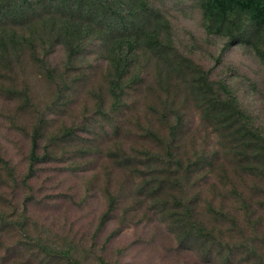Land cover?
<instances>
[{"label":"rangeland","instance_id":"obj_1","mask_svg":"<svg viewBox=\"0 0 264 264\" xmlns=\"http://www.w3.org/2000/svg\"><path fill=\"white\" fill-rule=\"evenodd\" d=\"M158 3L170 20L177 48L208 70L211 81L222 80L231 87L253 122L264 129V68L258 57L239 45L223 52L225 39L207 38L201 12L193 0H159ZM98 48L92 43L81 56L68 62L65 50L57 46L48 58L47 67L55 70L57 76L68 77L67 81L73 84L67 86L50 81L28 52L20 61L13 60L9 70L0 65V158L12 170L9 173L0 162V195L3 196H0V212L11 216L10 220L25 212L26 228L33 238L41 237L60 249L73 247L75 257L82 264H100L99 259L105 264H226L218 255L209 258L199 246H182L167 218L158 214V208L137 187L142 183L138 171L148 173L142 152L150 150L155 157L163 155L162 146L147 130L157 131L154 132L165 142L169 138L162 113H170L165 105L166 101L170 105V100L156 88L154 74L158 69H147L144 81L137 86L142 92L129 90L124 107L113 113L107 90L108 67ZM38 51L42 57L41 49ZM175 76L170 79V98L183 113L187 131L179 140L180 146H187L188 155L205 152L217 168L212 174H205L209 166L203 167L206 170L201 169V164L194 168V177L199 180L195 191L202 192L203 200L213 202L216 207L235 212L244 235L234 232V238L256 236L258 252L264 255V225L255 232L247 221L248 210L237 196L231 195L235 187L241 186L243 192H248L247 186L264 182L261 177L241 170L225 154L219 134L202 119L201 108L191 98V90L174 83ZM99 108L104 115L98 112ZM41 115L47 124L39 154L54 151V157L37 164L36 174L28 182L31 187L27 188L23 179L29 167L30 137ZM68 128L74 131L73 136L62 139L55 147L47 146L50 137L61 135ZM114 153L119 162L110 157ZM125 158L132 160L126 163ZM155 163L161 166L162 161ZM217 173H228L230 179L217 183ZM256 189L252 186L249 193ZM261 189L257 201L264 202V188ZM107 191L120 199L110 219L101 225L108 208ZM30 195L32 199L27 200ZM251 207L264 214V207H259L256 201H251ZM198 208L201 219L210 221L205 204L200 203ZM230 227L229 222L223 224L226 231ZM21 239L16 227L0 221V255L9 259L0 260V264H65V260L42 258L32 247L17 246L5 252L4 248L11 244L20 245ZM235 255L234 264H252L243 259L247 256L241 248Z\"/></svg>","mask_w":264,"mask_h":264},{"label":"trees","instance_id":"obj_2","mask_svg":"<svg viewBox=\"0 0 264 264\" xmlns=\"http://www.w3.org/2000/svg\"><path fill=\"white\" fill-rule=\"evenodd\" d=\"M158 1L0 0V65L9 70L13 66V60L20 61L28 52L42 66L50 81L61 82L67 86L73 84L67 81L68 77L57 76L55 70L47 67L49 56L57 46H61L67 54L68 62H72L86 52L92 43H96L99 55L101 54L108 67L107 90L112 98L110 111L113 113L124 107L129 90L142 92L137 86L144 81V76L148 74L147 69L150 71L157 68L158 72L154 74L156 88L170 100V105L169 101L165 104L170 108V113H162L169 138L165 142L155 133L157 131L147 130L150 137L162 146L163 155L155 157L150 150L142 152L148 173L138 171L142 183L137 187L143 191L152 206L158 208V214L167 218L171 231L182 246H199L206 250L209 258L218 255L226 264L235 263V253L241 248L247 256L243 258L246 262L264 264V255L258 252L256 236L252 239L234 238V232L244 235L242 227L237 224L238 215L203 200V193L195 191L199 180L194 177V168L201 164V169L206 170L203 167L209 166L210 169L205 174H212L217 168L205 152L196 151L193 155H188L187 146H180L179 140L187 131L183 123V113L170 98L171 77L176 75L174 83L187 86L191 90V98L201 108L202 119L219 134L225 154L241 170L250 172L248 174L253 177H261L262 182L264 129L253 122L231 87L222 80L211 81L208 70L177 48L170 20L159 9ZM193 1L201 12L202 26L207 38L225 39L223 52L234 45L249 49L264 68V0ZM39 48L43 53L42 57H39ZM27 99L30 98L27 96ZM98 110L100 114H105L102 108ZM153 110L158 112L157 108ZM46 124V118L41 115L31 133L29 167L23 179V185L27 188L31 187L28 182L36 174L37 164L54 157V151H46L42 156L39 154L40 139ZM73 135L72 129H65L61 135L50 137L47 146L55 147L62 139ZM110 157L119 162L115 153ZM129 160L132 159L125 158L126 163ZM155 160L162 161L161 166ZM0 162L6 165L2 158ZM5 167L9 173L12 172L8 164ZM237 174L242 176V173ZM216 179L217 183L225 182L230 176L228 173H217ZM252 186L257 191L250 194L253 191ZM252 186H247L248 192L243 189L246 193L241 190V186L235 187L231 195L241 200L244 209L249 212L247 221L250 227L258 232V227L264 225V214L257 213L251 207V201L264 207V202L257 201L261 198L258 192L263 190L261 188H264V184L257 183ZM222 194L223 191H220L219 195ZM107 195L108 208L101 219V225L110 219L120 199L119 195L110 191H107ZM31 199L30 195L27 200ZM200 203L205 204V213L210 221L201 219V213L198 212ZM10 217L5 212H0V221L6 226L16 227L22 239L19 240L20 245L14 243L11 247L4 248L5 252H10L17 246L32 247L42 258L53 257L65 260V264H82L75 257L73 247L60 249L41 237L33 238L26 228L25 212L16 219L10 220ZM226 222L231 224L227 231L223 228ZM22 235L25 237L24 241ZM114 235L115 233L110 239ZM257 236L260 239V234ZM0 260L9 261L7 255H0ZM99 260L100 264H105L103 259Z\"/></svg>","mask_w":264,"mask_h":264}]
</instances>
